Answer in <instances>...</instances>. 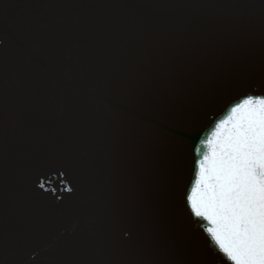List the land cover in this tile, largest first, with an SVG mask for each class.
<instances>
[{"label": "water", "instance_id": "1", "mask_svg": "<svg viewBox=\"0 0 264 264\" xmlns=\"http://www.w3.org/2000/svg\"><path fill=\"white\" fill-rule=\"evenodd\" d=\"M248 94L264 0H0V264H234L189 193Z\"/></svg>", "mask_w": 264, "mask_h": 264}, {"label": "snow or ice", "instance_id": "2", "mask_svg": "<svg viewBox=\"0 0 264 264\" xmlns=\"http://www.w3.org/2000/svg\"><path fill=\"white\" fill-rule=\"evenodd\" d=\"M230 111V128H212L220 142L211 157L195 149L203 194L198 201L190 192V207L212 222L206 231L218 253L234 264H264V95L241 97Z\"/></svg>", "mask_w": 264, "mask_h": 264}, {"label": "flooded vegetation", "instance_id": "3", "mask_svg": "<svg viewBox=\"0 0 264 264\" xmlns=\"http://www.w3.org/2000/svg\"><path fill=\"white\" fill-rule=\"evenodd\" d=\"M231 116H232V113L230 114V116L228 117V119L223 123V124H225V130H227L228 128L231 127V123H230ZM219 142H220V139L217 138V133H215L214 136L212 137L211 141H210V144H209V148H208V156L209 157H211V155H212V148L213 147H216L219 144ZM210 164H211V160H208L205 163L206 166H208ZM195 194H196V199L199 201L201 195L203 194V186H200L199 185V188H198V190L196 191ZM203 218L206 221V228L213 227L212 222L210 220H208L206 217H203ZM210 235H211V233H210Z\"/></svg>", "mask_w": 264, "mask_h": 264}]
</instances>
